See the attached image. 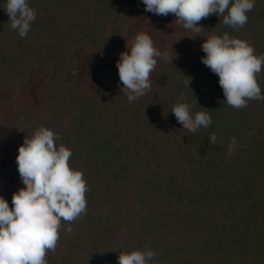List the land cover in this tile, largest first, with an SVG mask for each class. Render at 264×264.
<instances>
[{"label": "trees", "instance_id": "16d2710c", "mask_svg": "<svg viewBox=\"0 0 264 264\" xmlns=\"http://www.w3.org/2000/svg\"><path fill=\"white\" fill-rule=\"evenodd\" d=\"M5 3L0 89L14 94L29 85L38 104L12 119L0 159L13 164L25 137L44 126L72 152L69 166L89 189L86 212L61 221L47 264H116L133 250L155 252L159 264H264V101L229 106L201 60L205 39L224 33L264 55V0H255L238 31L215 14L199 22V35L174 19L177 58L157 59L151 88L131 103L116 65L84 54L112 50L144 15L142 0H28L37 16L26 38L11 29ZM152 41L161 52L165 42ZM256 79L264 95V65ZM177 102L193 115L208 111L211 125L183 129L171 112Z\"/></svg>", "mask_w": 264, "mask_h": 264}, {"label": "clouds", "instance_id": "9594fccd", "mask_svg": "<svg viewBox=\"0 0 264 264\" xmlns=\"http://www.w3.org/2000/svg\"><path fill=\"white\" fill-rule=\"evenodd\" d=\"M142 3L145 11L157 16L174 14L177 23L197 35L202 30L199 22L212 14L223 17L224 25L238 31L248 21L246 13L255 6V0H142ZM4 10L11 29L26 38L37 16L28 0H6ZM201 48L205 53L202 63L218 76L224 101L229 106L242 109L248 106V100L264 101L256 79L264 65V55H255L253 46L228 33L210 36ZM162 55L166 57L167 53L162 54L144 33L136 35L131 48L120 53L116 67L121 91L129 103L138 101L151 88L150 73ZM190 81L191 77H187V85ZM191 108L189 103L182 102L172 108L183 129L196 133L211 125L208 111L193 115ZM60 138L41 126L18 147L17 170L25 187L13 193L12 208L0 196V264H47V252H55L60 238L61 221L74 222L86 212L85 193L89 189L83 173L69 166L72 152L55 143ZM209 142L217 144V136L212 134ZM236 143L233 137L228 146L230 155ZM67 231L71 233L72 228ZM155 257L151 250H133L119 253L116 264H159Z\"/></svg>", "mask_w": 264, "mask_h": 264}, {"label": "rangeland", "instance_id": "374dc122", "mask_svg": "<svg viewBox=\"0 0 264 264\" xmlns=\"http://www.w3.org/2000/svg\"><path fill=\"white\" fill-rule=\"evenodd\" d=\"M152 14L145 11L144 15H140L133 23L129 24L123 32L121 41L112 50L108 52L90 50L84 54V58L87 59V62H94L96 59H100L101 62H97L98 64L103 61L115 66L119 60L120 53L129 50L134 43L136 35L141 33L148 34L152 40H163L165 42L164 48H161V53L166 52L167 56L164 57L162 55L157 59L177 58L179 50L176 48L174 38L180 36V34L175 30L174 19L176 20V17L174 14H169L171 22L161 23L160 21H154L151 17ZM152 74L153 72L150 73V77ZM37 101V98L30 91L29 85L22 86L14 94L7 89H0V153L3 152L1 151V145L8 139L12 119L18 114L33 109L38 104ZM47 105L50 110L51 104L48 103ZM11 163L13 164L9 165L5 159H0V196L7 200L10 208L13 207V193L25 187L17 170L16 159L12 160Z\"/></svg>", "mask_w": 264, "mask_h": 264}]
</instances>
